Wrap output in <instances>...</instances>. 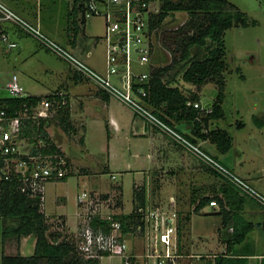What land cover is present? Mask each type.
Listing matches in <instances>:
<instances>
[{
  "label": "rangeland",
  "instance_id": "obj_1",
  "mask_svg": "<svg viewBox=\"0 0 264 264\" xmlns=\"http://www.w3.org/2000/svg\"><path fill=\"white\" fill-rule=\"evenodd\" d=\"M82 1L84 0H28V12L20 9L22 5L6 3L45 35L80 56L88 65L106 72V21L103 16H89L84 32L79 9ZM229 1L245 13L248 23L235 24L225 33V59L228 64L224 74L225 86L222 89L225 94V117L211 121L210 127L226 129L233 139V146L227 154L204 148L215 156H224L226 162L233 161L232 170L249 178V183L264 194V0ZM188 18L189 13L186 11L171 13L163 27H178ZM2 25L8 31L10 40L16 42L17 46L10 48L7 41L0 39V97L9 96L6 82L17 73L30 94L44 98L52 93H64L65 101L70 106L72 128H68L59 119V106L55 104L50 112L51 123L45 126L47 134L38 136V146L54 143L67 155L69 161H73H70L71 173L66 180L51 181L45 187V204L42 210L46 213L51 231H62L68 237L78 240L82 221L92 208L89 210L84 203L79 204L80 218L74 219L72 224H67V216L60 213L74 216L78 196L95 188L111 189L110 192H92L94 199L101 203L99 211L103 216L108 213L132 212L135 192L143 186L147 190V205L150 210L157 213L161 210H177L178 216L181 213L184 218L186 213L191 212L193 202H198L204 196H214L211 190L199 187V179L177 171L167 157L165 160L164 157L160 158L162 164L154 161L151 140L134 134L132 126L136 120L135 113L120 99L113 96L109 105L121 119L119 129L110 131L108 108L102 109L99 118L88 116L85 129L82 113L86 100L83 93L96 91L95 86L89 85H94V82L84 77L77 81L75 70L65 59L18 25L10 22ZM89 50L91 55L87 56L85 52ZM155 58L161 66L171 62V54L163 46ZM138 68L140 71L149 69L148 65H138ZM173 77L180 78L181 72H172L170 78ZM113 79L122 85L117 75H113ZM79 83L83 85L75 89ZM179 85L187 93L197 89H188L183 82ZM188 85L194 86L190 83ZM197 90L203 106L212 102L221 92L214 82ZM255 117L260 119L261 124L255 122ZM148 128L152 132V126L149 125ZM179 128L186 130L183 123L179 124ZM26 143L32 147L29 139ZM87 168L91 170L89 176H85L83 170ZM119 184L123 186V192L116 191L121 187ZM59 196L67 197L64 205L57 204ZM172 197L175 198L176 206L171 202ZM119 206L123 209H118ZM205 212L198 219L201 221V228L210 236L212 231L222 225L224 214L212 213L215 210L210 205ZM34 241V236L9 237L5 240L3 249L7 254H29L34 250ZM128 241L130 247L134 244L143 252L132 261H148L144 256L150 251L147 248L151 247L152 250L156 244L153 225L145 232L128 236ZM243 246L246 252H254L255 249L264 254V239L259 246L252 239ZM215 253L220 254V251L209 252L208 255ZM213 259V256H201L180 258L179 261L180 264H211ZM253 263L264 264V258H255ZM103 264H123V260L118 255L107 256L103 258Z\"/></svg>",
  "mask_w": 264,
  "mask_h": 264
},
{
  "label": "trees",
  "instance_id": "obj_2",
  "mask_svg": "<svg viewBox=\"0 0 264 264\" xmlns=\"http://www.w3.org/2000/svg\"><path fill=\"white\" fill-rule=\"evenodd\" d=\"M160 1V11L153 14L152 26L158 28L159 42L171 54V62L151 69L150 78L143 83L148 89L146 100L153 111L169 124L175 127L180 123L190 124L192 131L185 134L192 141L199 143V141L208 140L216 144L221 154H227L233 146L231 135L226 129L211 128L210 123L225 117L223 108L225 94L222 91L226 80L224 74L228 68L225 59V33L235 24H247L245 13L229 0ZM177 11L188 12V20L178 27H163L166 18ZM174 71L181 72V77L170 78ZM75 77L82 78L78 73ZM180 82H183L188 89L190 88L188 83L201 89L203 85L214 82L221 92L212 101L211 107L202 109L194 105L195 102H200L198 90L187 93L180 87ZM0 98L8 106L10 114L25 111V108H28L22 136L31 142L33 154L62 153L60 147L54 143L44 147L38 146V136L42 133L47 134L45 126L49 125L52 119V115L46 118L32 116L31 106L36 105L43 97L31 94L28 97L9 95ZM44 98L52 100V109L56 106L55 104H58L59 119L68 128H72L70 106L65 101L66 95L52 93ZM25 103L27 105H24ZM255 122L261 124L258 117H255ZM215 157L232 170L224 160L218 156ZM209 170L224 180L223 190L227 196L225 198L217 195L204 196L194 212L201 213L202 208L216 200L218 202L216 209L224 214L219 233L226 249L216 255L214 264H249L250 253L242 251L239 246L245 242L256 224L238 211L236 203L243 202L247 198L258 201L242 193L220 173L210 168ZM67 176L61 180L66 179ZM135 193L132 212L113 215L114 219L123 223L124 232H135L137 225L142 223V214L138 209L147 205L146 189L141 187ZM41 202L39 195L31 196L22 192L13 181L0 182V264H100L101 258L86 257L81 252L77 239L68 237L62 231L50 230L51 226L46 213L42 210ZM258 203L264 208L260 202ZM92 225L95 228L101 227L104 231L111 230V222L101 218L100 215L93 217ZM23 236L35 237L32 253L7 254L4 252L3 246L7 238ZM133 264L136 262L133 261Z\"/></svg>",
  "mask_w": 264,
  "mask_h": 264
},
{
  "label": "built area",
  "instance_id": "obj_3",
  "mask_svg": "<svg viewBox=\"0 0 264 264\" xmlns=\"http://www.w3.org/2000/svg\"><path fill=\"white\" fill-rule=\"evenodd\" d=\"M84 2L87 18L92 15L103 16L106 21V72L88 65L75 53L45 35L3 0H0V23H14L37 37L48 49L65 59L76 73L126 103L147 124L164 133L177 145L196 156L205 166L220 173L242 193L255 198L264 206L263 193L209 153L200 143L192 141L184 132L159 117L146 100L148 89L143 83L150 78L152 68L161 66L155 57L162 45L157 35L158 28L152 26V16L160 11L161 1L84 0ZM0 39L7 41L10 48L17 46L1 28ZM138 65H148L149 69L140 71ZM113 75L119 77L122 85L113 79ZM5 87L12 97L31 95L20 82L17 73L6 82ZM194 105L206 109L200 102H195ZM52 107V100L43 98L31 106L32 116L49 117ZM28 112L26 107L25 111L10 114L8 106L0 98V182L13 181L22 192L31 196L39 195L41 205L44 206L46 184L69 175L71 166L63 153H32V147L26 143L27 138L22 136ZM94 196L91 191H85L78 196V204L84 203L89 210L92 208L82 221L78 238L79 249L86 257L118 255L122 258L123 264H133L134 256L129 253L128 236L134 232H124L123 223L113 218L114 213L103 216L99 211L101 203L95 200ZM171 202L176 206L174 197L171 198ZM210 205L216 210L218 202L213 200ZM138 210L142 214L143 224L139 223L135 232H145L153 225L156 236L155 247L146 254V257L154 261V264H180L179 259L183 255L180 251L177 210H161L157 213L150 210L148 205L141 206ZM95 215L108 219L111 222V230L95 228L92 225Z\"/></svg>",
  "mask_w": 264,
  "mask_h": 264
},
{
  "label": "crops",
  "instance_id": "obj_4",
  "mask_svg": "<svg viewBox=\"0 0 264 264\" xmlns=\"http://www.w3.org/2000/svg\"><path fill=\"white\" fill-rule=\"evenodd\" d=\"M5 2L11 3V4H18V5H22V7L20 9L28 12V7L30 3H26L28 2V0H3ZM38 18H40V16H38ZM4 23V22H3ZM0 28L1 29H6L2 23H0ZM6 32L8 33V31L6 30ZM87 56L91 55V51H87L85 52ZM85 56V55H84ZM80 57V56H79ZM77 81H81L82 78H77ZM81 85H83L82 83H79L76 85L75 89L77 87H80ZM91 86H95L97 89L96 91H86L83 94L84 95V100H86V104L84 106L83 109V119L85 120V129H86V122H87V118L88 116H95L97 118H99V115L102 114V109L108 108V118H109V129L110 131L117 130L121 127V119H119L116 115V113L114 111H112L110 109V103H111V99L113 96L109 95L106 91H104L103 89L99 88L97 85H93V84H89ZM195 86H190V88H194ZM199 94V91H197ZM81 98V97H80ZM200 99V97H199ZM200 103L202 104L201 100ZM100 112H99V111ZM135 122L132 126V129L134 131V134L136 136H142V137H146L148 139H150L152 147H153V151H154V161L158 164L161 163L162 164V160H160V158H163L165 160V158L167 157L169 159V161H171L172 166H174V168H176L177 171L180 172H184L188 175H190L191 177H194L196 180L199 179L198 184L200 188H202V190H211L212 193L214 194V196H218V197H222L225 198L227 195L225 194V191L223 190L224 188V180L222 178H220L219 176H217L215 173H213L211 170H209V168L207 166H205L196 156H194L193 154L189 153L188 151H186L185 149H183L182 147H180L179 145H177L171 138H169L168 136H166L164 133H162L161 131H159L158 129L152 127L153 130H151L152 132H150L148 129L149 124H147L143 119L139 118L136 114H135ZM75 124V123H73ZM184 127L186 128V130H181L179 128V124L177 125V127L184 133H191L192 131V127L190 124L188 123H183ZM113 126V127H112ZM113 129H112V128ZM199 143L207 148L208 150L212 151H218L216 144L211 143L210 141H199ZM67 157V155H66ZM68 158V157H67ZM221 158V157H220ZM222 160H224L225 163H227L232 169H234V162L231 160H225V157L223 156L221 158ZM69 160V158H68ZM71 163H73L72 159L70 160ZM69 161V162H70ZM73 167V166H72ZM85 172V176H89V174H91V170L90 169H83ZM235 171V170H234ZM71 173V172H70ZM242 176V175H240ZM68 177V176H67ZM243 178H245L246 180H248L249 178H247L246 176H242ZM66 180V179H64ZM249 181V180H248ZM258 181V180H257ZM259 182V181H258ZM194 184H197V182H195ZM121 187H119V189H117L116 191H120L123 192V186L121 184H119ZM137 186V185H136ZM144 187V186H143ZM106 191V192H110L111 189H107V188H95L93 190H91V192L93 191ZM147 192V190H146ZM212 196V197H214ZM148 199V196H147ZM133 200H135V197L133 198ZM67 201V197L66 196H59L58 199L56 200L57 204L59 206L64 205ZM200 199L198 200V202L194 203L191 209V212L186 213V217H182L183 215L180 213L179 216V224H180V251L182 253V258H194V257H198L200 258L201 256H213L214 259L211 262V264H214L215 262V257L218 254H213V255H208V253L210 252H215L216 250L220 251V254L222 252L225 251L226 249V245L223 242V239L220 236L219 233V228L217 227L214 231L211 232V235L209 236L201 227V221L200 219H198V216H201L202 214L206 213L205 210L208 207L205 206L204 208H202L201 213H195L194 209L197 206V204L199 203ZM135 203V201H134ZM211 206V205H210ZM213 209L214 207L211 206ZM236 208L238 209V211L241 212L242 215H244V217L250 221H253L256 224V227L254 230H252L247 239L245 240V242H249V240H253V242L256 245H261L264 239V208L255 200L253 199H245V201L240 202V203H236ZM80 206L79 204H77V211L75 213L74 216H70L67 213H60V214H65L67 216V224H72L71 222L74 219H78L80 218ZM118 209H123L122 206H119ZM215 210V209H214ZM218 210L216 209L215 212L212 213H218ZM114 212V211H113ZM127 213V212H126ZM129 213V212H128ZM209 213V212H207ZM221 213V212H220ZM218 213V214H220ZM114 214H118V213H114ZM184 218V220H183ZM137 232H134L131 235H135ZM129 235V236H131ZM244 242V243H245ZM240 244V249L242 251H245V247L243 246V244ZM34 246H35V241H34ZM151 247L147 248L148 250ZM34 249V247H33ZM202 250H204V253L202 252ZM149 252V251H148ZM147 252V253H148ZM246 252V251H245ZM130 254H133L132 256L134 257H139V253H141V250L139 251L138 248L133 244L130 247L129 250ZM143 253V252H142ZM141 253V255H142ZM146 253V254H147ZM250 253L248 255V260H249V264H254L253 260L255 258L258 257H263L264 258V254L263 253H258L256 252V250L254 249V252H247ZM139 254V255H138ZM146 254L144 255L146 257ZM138 255V256H137ZM111 257L110 255H105L101 258V263L103 264V258L104 257ZM146 259L148 261H144L145 264H154V261L148 259L146 257ZM136 264H144V262L140 259L136 260Z\"/></svg>",
  "mask_w": 264,
  "mask_h": 264
},
{
  "label": "water",
  "instance_id": "obj_5",
  "mask_svg": "<svg viewBox=\"0 0 264 264\" xmlns=\"http://www.w3.org/2000/svg\"><path fill=\"white\" fill-rule=\"evenodd\" d=\"M79 8H80V12H81V15H82V22L84 24L83 28H84V32H85V29H86V24H87V17H86V5L85 3H80L79 4ZM213 104V102H209L207 104H205V108L208 109L209 107H211ZM218 212V211H217ZM220 213V212H218Z\"/></svg>",
  "mask_w": 264,
  "mask_h": 264
},
{
  "label": "flooded vegetation",
  "instance_id": "obj_6",
  "mask_svg": "<svg viewBox=\"0 0 264 264\" xmlns=\"http://www.w3.org/2000/svg\"><path fill=\"white\" fill-rule=\"evenodd\" d=\"M81 3H85L84 1H82Z\"/></svg>",
  "mask_w": 264,
  "mask_h": 264
}]
</instances>
